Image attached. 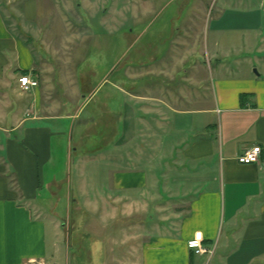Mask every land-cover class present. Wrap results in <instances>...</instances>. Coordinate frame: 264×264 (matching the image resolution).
Listing matches in <instances>:
<instances>
[{"label":"crops","instance_id":"1","mask_svg":"<svg viewBox=\"0 0 264 264\" xmlns=\"http://www.w3.org/2000/svg\"><path fill=\"white\" fill-rule=\"evenodd\" d=\"M54 3L0 0V264H72L59 244V222L45 212L49 199L40 197L60 183L53 164L56 145L67 135L62 115L86 97L74 62L52 61L45 53L55 51L56 32L50 29L56 21L44 22L57 12ZM196 9L188 1L179 27L172 28V41L175 29L193 37L171 44V61H189L197 36L203 38L200 61H209V84L204 66L193 64L181 73L176 91L118 89L137 110L132 136L149 124L162 130L171 167L164 169L160 157L155 165H141V146L129 149L127 116L123 136L104 140L90 156L75 155L74 191L66 202L76 216L109 209L115 200L129 206L134 194L163 191L187 198L185 209L159 223L150 216L154 226L143 234L138 229L123 248L102 250L100 264H264V0L220 1L210 14L206 6L200 15ZM152 57L135 82L143 75L175 81L170 64L158 65ZM23 75L36 79L37 88L21 91L17 80ZM254 146L262 150L259 163L239 164L237 157ZM195 233L202 234L210 255L187 247Z\"/></svg>","mask_w":264,"mask_h":264},{"label":"rangeland","instance_id":"2","mask_svg":"<svg viewBox=\"0 0 264 264\" xmlns=\"http://www.w3.org/2000/svg\"><path fill=\"white\" fill-rule=\"evenodd\" d=\"M49 1L39 0V7L42 2ZM188 1L191 8L197 6L196 12L200 15L203 6L210 14L216 3L224 0H54L57 12L46 16V24L52 18L56 21L50 29L56 32L55 51L45 52L47 58L52 61H73L78 75L77 85L82 95L86 96V99L78 98L77 105L70 107L68 114L64 112L60 120L62 131L67 133L62 145H56L53 164V173L58 175L56 179L60 183L58 187L40 191L41 198L49 199L43 204L45 212L53 213L59 222L56 226L59 244L63 251L70 254L72 264H100L104 260L102 250L106 251L111 246L121 249L124 247L122 242L131 239L129 237L138 229L142 234L150 230L154 226L149 222L150 216L159 223L177 209L187 207V202H182L185 196L156 191L127 196L129 206L124 207L115 200L109 209L88 210L86 214L83 211L82 216H76L78 211L73 205L67 207L66 199L74 191L75 155L90 156L104 140L108 139L111 143L123 136L125 116L130 128L127 130L126 123V132L132 143L129 149L134 153V144L141 146V165L145 167L160 157L164 169L167 164L171 167L172 162H167L162 130L149 124L142 126V130H137V135L132 136L133 117L137 110L131 99L119 93L118 89L131 94L135 87L142 91L154 86L176 91V87L182 84L178 81L181 80V73L193 64L204 66L202 73L209 84V61H200L203 59L199 49L203 38L199 42L196 35V42L188 55L189 61H171L175 57L170 48L180 44L179 37L185 40L193 37L191 34L177 33L175 29L176 36L172 41V28L179 27L181 10ZM95 6L99 8L94 9ZM174 50L173 53H177L178 49ZM152 56L158 58V65L170 64L175 81L172 82L170 76L165 78L158 75L156 78L143 75L135 82L140 69L149 70ZM171 63L174 65L171 66ZM67 145L71 147L68 149ZM136 222L144 224L138 226ZM123 234L127 238L123 239ZM48 239L50 249V234Z\"/></svg>","mask_w":264,"mask_h":264},{"label":"built area","instance_id":"3","mask_svg":"<svg viewBox=\"0 0 264 264\" xmlns=\"http://www.w3.org/2000/svg\"><path fill=\"white\" fill-rule=\"evenodd\" d=\"M18 87L21 91H28L37 88L38 81L31 78L29 75L20 76L17 80ZM262 150L259 146H254L247 149L240 156L237 157V162L243 165L257 164L260 161ZM199 236V238H198ZM187 247L196 255H210L211 251L203 245V238L201 233H195L194 237L187 242ZM28 264H41L34 261Z\"/></svg>","mask_w":264,"mask_h":264},{"label":"clouds","instance_id":"4","mask_svg":"<svg viewBox=\"0 0 264 264\" xmlns=\"http://www.w3.org/2000/svg\"><path fill=\"white\" fill-rule=\"evenodd\" d=\"M198 238H199V236H198Z\"/></svg>","mask_w":264,"mask_h":264}]
</instances>
